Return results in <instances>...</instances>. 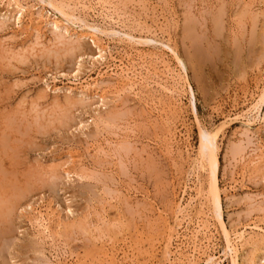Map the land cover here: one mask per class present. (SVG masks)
<instances>
[{
    "label": "rangeland",
    "instance_id": "1",
    "mask_svg": "<svg viewBox=\"0 0 264 264\" xmlns=\"http://www.w3.org/2000/svg\"><path fill=\"white\" fill-rule=\"evenodd\" d=\"M62 1L73 7L79 20L68 26L71 34L85 35L71 50L67 44H53L49 27L40 32L41 45H35L30 30L0 22V264H159L168 232L178 221L177 211L196 195L192 165L199 127L212 131L225 119L239 116L217 140L219 184L225 191L222 216L232 232L245 230L246 238L257 239L249 233L254 235V226L264 228V121L251 126L250 144L242 135L246 128L241 118L264 85V0H109L115 5L112 12L119 14L113 15L116 23L96 17L101 14L97 6L87 12L77 5L79 0ZM22 2L35 6L32 11L39 21L62 18L37 0ZM218 15L222 22L216 31L213 20ZM93 27L105 32L94 39L106 49L107 61L91 66L83 57L79 82L93 83L102 73L110 86H100L105 89L103 102L100 92L81 100L76 90L68 105L63 92L55 94L52 88L81 87L59 74L72 72L80 55L97 52L90 37ZM127 32L151 42L128 43L122 37ZM167 43L174 46L185 70L172 58ZM128 59L146 78L135 90L106 70L114 61L120 65ZM164 64L186 80L179 97L162 88L173 85ZM255 153L262 158L251 165ZM200 176L207 188L208 172ZM30 205L44 215L55 214L51 236L34 229ZM206 207L210 210L211 204ZM189 210L194 215L199 209L192 204ZM213 215L209 252L221 264H231L232 253ZM261 248L256 261L264 256V245ZM250 249L245 245L240 250V264L248 263Z\"/></svg>",
    "mask_w": 264,
    "mask_h": 264
},
{
    "label": "bare ground",
    "instance_id": "2",
    "mask_svg": "<svg viewBox=\"0 0 264 264\" xmlns=\"http://www.w3.org/2000/svg\"><path fill=\"white\" fill-rule=\"evenodd\" d=\"M38 1V5L39 3L42 5H46L49 7V9H51V11H53L56 15H60L63 18L59 21H55L54 19L51 20L47 18L43 20L42 19L39 21L37 20V18H34V15H36L35 11H32L33 9L35 10V6H28L26 4H24L22 2V0H0V5L3 4L6 7V12H4L3 14L0 13V22L2 24H5L6 22H13V25L15 28H17L18 30H24L28 29L30 30L29 32H32V35L34 37V41L36 42L35 45H41L40 41L42 39V29H50L51 34L54 36V45L55 43L58 45H64L67 44L70 46V50L72 45H74L75 43L79 42L81 39H84L85 35L82 33L80 35H76L75 33L71 34V31H69L68 26L70 27V25H72L73 23L79 21L77 19V17H75L74 15V9L73 7H71L69 4L64 3L62 0V2L58 3L57 0H37ZM66 1V0H64ZM127 1V0H126ZM77 5H79V7H81L83 10L85 11H94V7L93 6H97L100 10V13H98L97 11V15L96 16L98 18H102L103 19H109L112 22H115L116 18H118L119 14L115 10V5L110 4L109 0H79L77 1ZM70 3V2H69ZM73 4V3H72ZM71 4V5H72ZM31 5V4H30ZM222 6V5H221ZM236 7V6H235ZM94 8V9H93ZM213 8V7H212ZM77 9V8H76ZM81 9V10H82ZM111 9H114V11L112 12ZM38 10V8H37ZM80 10V9H79ZM80 10V11H81ZM84 11V12H85ZM96 11V10H95ZM221 11H223L221 9ZM247 11V10H246ZM245 11V12H246ZM78 12V11H77ZM261 12V11H260ZM39 13V11H38ZM117 13V14H116ZM223 14L225 12H222ZM221 13V14H222ZM218 14V12H217ZM216 14V15H217ZM220 14V13H219ZM243 14V13H242ZM255 14V13H254ZM37 14V17L39 18L40 15ZM47 15V14H46ZM116 15V18L113 16ZM225 15V14H224ZM246 15V14H245ZM123 16V15H122ZM120 16V18L122 17ZM258 16V15H257ZM28 18V24L26 25L24 20H26L25 18ZM116 19H114V18ZM219 17V15H218ZM216 18L215 20H213L214 22V26L216 31H219V23L222 22L220 20V18L222 19V16L219 18ZM255 17V16H254ZM41 18V17H40ZM39 18V19H40ZM100 18V19H101ZM123 18V17H122ZM125 18V17H124ZM123 18V19H124ZM239 18V17H238ZM256 19V18H255ZM128 20V19H126ZM125 20V22H126ZM196 20V19H195ZM258 20V19H257ZM75 21V22H74ZM83 21V20H82ZM85 21V20H84ZM105 21V20H104ZM103 21V22H104ZM108 21V20H107ZM120 21H122L120 19ZM240 21V20H239ZM110 22V21H109ZM125 22H122L125 23ZM256 22V21H255ZM254 22V23H255ZM86 23V22H85ZM105 23V22H104ZM108 23V22H107ZM111 23V22H110ZM116 23V22H115ZM121 23V22H120ZM196 23V22H195ZM25 24V25H24ZM84 24V23H83ZM113 24V23H112ZM119 24V21H118ZM257 24V23H256ZM89 25V24H86ZM95 25V24H94ZM115 25V24H114ZM120 25V24H119ZM124 25V24H123ZM122 25V26H123ZM199 25V24H198ZM76 26V23L75 25ZM90 26V25H89ZM96 26V25H95ZM94 26V27H95ZM112 26V25H110ZM117 26V25H116ZM222 26V25H221ZM79 27V26H77ZM86 27V26H85ZM91 27V26H90ZM90 28L91 30H93V33L90 32V34H93V36L90 35L91 38V42L92 44L96 47L95 50H97V52H95L94 54H86L85 55H80L81 57H77L79 58L76 59L78 60L77 63L74 66V70L72 72L66 73L63 72L61 74H59L60 77H62L65 81H68L69 84H72L74 86L76 85H80L81 87H69L71 85H69L68 87L66 86L65 88H59V87H54L53 85V92L56 94H60L62 93L64 95V98H66L65 100L69 101L68 105L72 102V96L74 91L78 90L77 93L78 95H80L81 100L82 98H86V96H89L92 92H95V95H98L99 92L103 93V91L105 90L104 88H101L102 86H104V84L106 82V80L103 81V77L104 74L99 75L98 74V79L95 80L93 83H88V82H82L84 83V85H82L80 81V74H81V70L83 68V64L84 63V58L86 57V60H88V64H90L91 66H95V65H104L106 64L105 61H107V57H106V53L103 49L105 48H100V46L97 45V42L95 41L94 38H96L97 40V33L98 34H104L105 32H100V30L95 29V28ZM195 27V26H194ZM88 28V27H86ZM108 28V27H107ZM113 28V27H112ZM218 28V29H217ZM222 28V27H221ZM255 28V27H254ZM71 29V27H70ZM89 29V28H88ZM143 29V28H142ZM195 29V28H194ZM202 29V27H201ZM256 29V28H255ZM255 29H254V33H255ZM81 30V29H80ZM193 30V29H192ZM27 31V30H26ZM88 31V30H87ZM251 31V30H250ZM21 32V31H20ZM23 32V33H22ZM21 34H25V31H22ZM41 32V34H40ZM74 32V30H73ZM148 32V31H147ZM190 32V30H189ZM212 32V31H211ZM245 32V31H244ZM49 33V32H48ZM80 33V32H77ZM108 33V32H107ZM111 34H116L112 31ZM110 34V35H111ZM132 34V33H131ZM147 34V33H146ZM149 34V33H148ZM84 35V36H83ZM87 35V33H86ZM105 35H109V34H105ZM104 35V36H105ZM150 35V34H149ZM152 35V32H151ZM154 35V33H153ZM22 36V35H21ZM73 36H76V38H73ZM106 36V37H107ZM32 37V38H33ZM122 37L125 38V40L128 43H137V44H141V43H149L151 42V40H147V39H143L144 41H142L141 38H136L133 35H130L128 32L124 33L122 35ZM191 37V35H190ZM109 38V37H108ZM197 38V37H195ZM222 38V37H221ZM249 38V37H248ZM257 38V37H256ZM99 39V38H98ZM111 39V38H110ZM121 39V38H120ZM198 40V39H197ZM260 40V39H259ZM101 41V39H100ZM249 41V40H248ZM254 42V40L252 41ZM256 42V40H255ZM52 43V42H51ZM120 43V41H119ZM169 43V42H168ZM167 43V44H168ZM201 43V42H200ZM31 44V43H30ZM50 44V42H49ZM208 44V43H207ZM251 44V43H250ZM53 46V45H51ZM166 47V49H168V51L170 52V54L172 55V58L175 60V62L178 64V66L182 69L185 70L184 66H183V62L181 61L180 57L178 56L177 52L174 50V46L171 48L168 45H164ZM190 46V45H189ZM241 46V45H240ZM19 48V47H18ZM74 48V46H73ZM76 48V46H75ZM74 48V49H75ZM253 48V47H252ZM31 49V48H30ZM108 49V48H107ZM10 50V49H9ZM8 50V52H9ZM73 50V49H72ZM76 50V49H75ZM106 50V49H105ZM239 50V49H237ZM251 50V49H250ZM193 51V50H192ZM198 51V50H197ZM200 51V49H199ZM12 53V51H10ZM77 53V52H76ZM197 53V52H196ZM19 54V53H18ZM16 53V56H21L18 55ZM108 54V53H107ZM199 54V53H198ZM254 54V53H253ZM15 54H13L14 56ZM110 55V54H109ZM128 55V54H127ZM201 55H203L201 53ZM234 55V53H233ZM79 56V55H78ZM196 56V54H195ZM14 58V57H13ZM24 58V57H23ZM128 58V57H127ZM20 59V58H19ZM109 59V58H108ZM126 59V58H125ZM111 60V59H110ZM113 60V59H112ZM133 59H128L126 61V63H124L123 61L119 62L120 65L115 64L114 61V65L113 67L108 66L106 68V70L109 71L111 76H114L115 78H117L116 80H121L125 83V86H127L126 88L133 90L135 88V86L137 87V85L142 82L145 81L144 79V75L142 76V73L140 71H138L137 66L134 65L133 63H135L134 61L132 62ZM212 60V59H211ZM109 61V60H108ZM117 61V60H116ZM119 61V60H118ZM198 62V60H196ZM236 62V61H235ZM241 62V59H240ZM109 63V62H108ZM148 64V63H147ZM163 66V63H161ZM199 64V63H198ZM165 65V64H164ZM112 66V65H111ZM150 66V64H149ZM166 66V65H165ZM244 66V65H243ZM151 67V66H150ZM112 68V69H111ZM146 68V67H145ZM149 68V67H148ZM148 68L146 69V71H148ZM155 68V67H154ZM166 68H167V72H166ZM201 68V67H200ZM84 69V68H83ZM143 69V68H142ZM170 69V67H169ZM168 69V67H165V74L172 80L171 82H173V85L167 88L166 86H162V88L164 89V91H166L171 97H173L172 95H178V97L181 95V87H184V84L186 85V80L184 77L180 76V75H174V72L170 71ZM141 70V69H140ZM152 70V69H151ZM157 70V69H156ZM107 71V72H108ZM145 71V70H144ZM164 71V70H163ZM161 71V72H163ZM107 72H105V77H107ZM99 73V72H98ZM155 75V72H153ZM147 74V73H146ZM176 74V73H175ZM178 74V73H177ZM181 74V73H180ZM97 75V74H96ZM148 75V74H147ZM163 76L166 77V75L161 74ZM264 75V74H263ZM109 76V75H108ZM58 76H54L51 77L53 81L57 80ZM150 77V76H149ZM148 77V79H149ZM61 78V79H62ZM111 78V77H109ZM114 78V79H115ZM263 78V77H262ZM160 79V78H159ZM167 79V77H166ZM169 79V78H168ZM167 79V80H168ZM114 80V81H116ZM150 80V79H149ZM161 80V79H160ZM159 80V81H160ZM166 80V81H167ZM88 81V80H86ZM147 81V80H146ZM155 81V80H154ZM165 81V83H166ZM57 82V81H56ZM59 82V81H58ZM63 82V81H60ZM117 82V81H116ZM122 82V83H123ZM169 82V81H168ZM167 82V83H168ZM108 83V82H107ZM118 83V82H117ZM121 83V84H122ZM123 83V85H124ZM150 83V82H149ZM155 83V82H154ZM166 83V85H168ZM143 84V83H142ZM147 84V83H146ZM102 85V86H101ZM122 85V86H123ZM145 85V84H144ZM101 86V87H100ZM110 86V85H109ZM106 84L104 87L108 88L109 87ZM146 86V85H145ZM150 86V85H149ZM259 86V85H258ZM62 87V86H61ZM112 87V86H111ZM147 87V86H146ZM91 88H93V90H91ZM123 88V87H122ZM120 87V89H122ZM125 88V87H124ZM124 88L122 90H124ZM111 89V88H110ZM120 89L118 91V94L120 92ZM126 89V90H127ZM51 90V91H52ZM112 90V89H111ZM121 90V91H122ZM130 90V92H132ZM135 90V89H134ZM124 92V91H123ZM127 92V91H126ZM101 93V94H102ZM105 93V92H104ZM103 93V94H104ZM122 93V92H120ZM94 94V93H93ZM93 94H91L90 96H92ZM100 94V100L103 99L105 100L103 94L101 97ZM108 94H112V93H108ZM117 94V92H116ZM252 94V93H251ZM77 95V96H78ZM168 95V96H169ZM175 95V96H176ZM98 100H99V96ZM106 97V96H105ZM177 97V96H176ZM76 98V97H75ZM78 98V97H77ZM93 98V97H92ZM95 98V97H94ZM74 99V98H73ZM79 99V98H78ZM83 99V100H84ZM64 101V100H63ZM66 102V101H65ZM88 102V101H87ZM101 102V103H102ZM105 102V101H104ZM154 102V101H153ZM103 104V103H102ZM168 104V103H167ZM264 104V85L262 86V89L259 90V92L257 93L256 97L253 98L252 102L249 104V106L247 107V110L244 113V115L242 116L241 119H244L245 122H242V125L246 128L245 129V133L242 134L244 137V139L247 140V143L251 144V139L249 137V132H250V128L251 126H253L254 124H256L259 121H264V116L261 117V108L263 107ZM105 106V103L103 104ZM101 106V105H100ZM247 106V105H246ZM30 107V106H29ZM106 107V106H105ZM242 113V114H243ZM264 115V114H263ZM99 117V116H98ZM240 117V116H239ZM239 117H235L234 119H225L224 121H222L221 123H219V125H217L215 127L214 130L209 131V130H205L201 127H199V138H200V142H199V149L196 155V158L193 160V171H194V175L197 179L196 182V186L194 188V190H196L193 193H196L195 197H192L190 199H188L189 201L186 203V206H182V208H180L176 216V223L174 225V227L171 228V230H169L170 228H168L167 230H169L168 235L166 237V240L164 242V246L162 247V251H161V260L159 261V264H221V260H219V258L215 257L214 255H212L209 251L212 250V245L214 243V241H212V230H211V223H210V214L212 215V217L215 220V217L213 215V213H216V217H217V222L219 223V228L221 230V234L222 236L225 237V239L227 240V245H228V249L230 250V252L232 253V259L230 261L231 264H240V250L245 246V245H250V258L248 259V263L247 264H257L258 262H264V256L263 258H259L257 261V257H256V252L261 251V247L262 245H264V228H259V227H255L252 228L253 231L256 230V232L253 233H249L251 236H255V234L258 236L257 239L255 238H246V236L249 237V235H245V230L243 232L240 233H234L231 230L233 229H228V227L226 226V223L223 219L222 216V195L224 194L223 189H221L220 184H219V158H218V151H219V146H218V138L221 134V132L223 131V129L227 126H229V124L232 123L233 120H236ZM108 123V122H107ZM106 128V127H105ZM244 130V129H243ZM243 143V142H242ZM249 144V145H250ZM236 145V144H235ZM233 146V145H232ZM238 146V145H236ZM234 147V146H233ZM232 147V148H233ZM102 148V147H101ZM260 150V148H259ZM245 151V150H242ZM241 149L239 152H242ZM257 151L253 149V152ZM258 152V151H257ZM261 154L255 153V155H253L251 157V160L249 159L250 164H257L260 160V157L262 158ZM251 156V155H250ZM264 156V155H263ZM195 157V156H194ZM249 158V157H248ZM264 160V159H263ZM192 161V162H193ZM261 165V164H260ZM257 167V166H256ZM84 169V168H83ZM245 169V168H244ZM192 171V170H191ZM192 171V172H193ZM2 172V171H1ZM200 172H208V185L207 188H205L203 186V183L201 181V176H200ZM53 174V173H52ZM252 174V173H251ZM9 175V174H8ZM69 175V174H68ZM203 175V174H201ZM203 177V176H202ZM206 177V175L204 176ZM203 177V178H204ZM207 178V177H206ZM205 178V179H206ZM204 180V179H203ZM14 183V182H13ZM207 184V182H205ZM261 183V182H260ZM205 185V184H204ZM6 186V185H5ZM192 188V187H191ZM12 189V188H11ZM193 191V190H192ZM223 191V192H222ZM110 193V192H109ZM223 193V194H222ZM113 194V193H112ZM11 196V195H10ZM260 197V196H259ZM264 199V197H262ZM247 199V197H246ZM260 199V198H259ZM263 199L261 202H263ZM111 200V199H110ZM255 201V200H254ZM207 202L211 204V209L207 211ZM257 202V201H256ZM255 202V204H256ZM11 204V203H10ZM192 204L197 206L198 212H196L194 215H190L189 211L191 212V210H189V208L192 207ZM253 204V203H252ZM251 204V206H252ZM258 205V204H257ZM264 205H262L263 207ZM50 207V206H49ZM254 207V205L252 206ZM194 208V207H193ZM196 208V207H195ZM251 208V207H250ZM256 208V207H255ZM258 208V207H257ZM256 208V209H257ZM40 209V208H39ZM46 209V208H45ZM177 209V208H176ZM29 211V213L33 214V219L31 220V224L34 227V229H36L37 231H41L43 234H49L50 236L51 234V223L54 220L53 216L55 217V214L53 215V213L48 214L47 211L45 213L47 214H43L42 212H40V210L38 211L37 208L33 207L30 205V207H28L27 209ZM47 210H49V208H47ZM189 210V211H188ZM193 210V209H192ZM253 212L255 209H253ZM195 211V210H193ZM215 211V212H214ZM256 211V210H255ZM259 211V210H258ZM256 211V212H258ZM14 213V212H13ZM249 214V212H248ZM103 218V217H102ZM210 218V219H209ZM171 219V218H170ZM264 219V218H263ZM107 222V221H106ZM174 222V221H173ZM61 223V222H60ZM100 223V222H99ZM113 223V222H112ZM118 224V223H117ZM108 225V224H107ZM57 227H60V224L57 225ZM57 228V229H58ZM251 228V227H249ZM110 229V228H109ZM236 229V228H235ZM250 229V230H252ZM124 230V229H123ZM166 230V231H167ZM181 230H183L182 232H180ZM243 230V229H242ZM247 230V229H246ZM121 231V230H120ZM234 231V230H233ZM238 231V230H237ZM54 232V231H53ZM167 233V232H166ZM122 234V233H121ZM124 234V233H123ZM57 235V234H56ZM49 237V236H48ZM103 237V236H102ZM118 237V236H117ZM214 240V239H213ZM7 242V241H6ZM111 242V241H110ZM175 242H179L178 244ZM5 243V242H4ZM100 243V242H99ZM176 244V245H175ZM249 247V246H248ZM114 249V248H113ZM175 249V250H174ZM264 249V248H263ZM245 250H243L244 252ZM242 252V251H241ZM250 252V251H249ZM263 252V251H262ZM260 253V252H259ZM70 254V253H69ZM117 254V253H116ZM131 254V253H130ZM224 256H227L226 254V250L224 248L223 251ZM98 256V255H97ZM148 256V255H147ZM247 256V254H246ZM72 257V256H71ZM243 258V257H242ZM245 259V258H243ZM246 260V259H245ZM106 261V259H105ZM120 262V261H119ZM146 262V261H145ZM243 264V263H242ZM246 264V263H244ZM264 264V263H263Z\"/></svg>",
    "mask_w": 264,
    "mask_h": 264
}]
</instances>
